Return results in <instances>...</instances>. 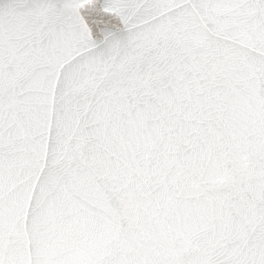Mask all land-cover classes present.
Instances as JSON below:
<instances>
[{
    "label": "snow or ice",
    "instance_id": "6c2138e0",
    "mask_svg": "<svg viewBox=\"0 0 264 264\" xmlns=\"http://www.w3.org/2000/svg\"><path fill=\"white\" fill-rule=\"evenodd\" d=\"M0 264H264V0H0Z\"/></svg>",
    "mask_w": 264,
    "mask_h": 264
}]
</instances>
